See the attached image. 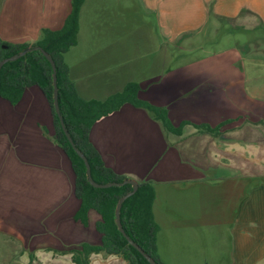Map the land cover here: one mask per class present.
Masks as SVG:
<instances>
[{
  "label": "crops",
  "instance_id": "0c3cea01",
  "mask_svg": "<svg viewBox=\"0 0 264 264\" xmlns=\"http://www.w3.org/2000/svg\"><path fill=\"white\" fill-rule=\"evenodd\" d=\"M71 1L0 0V39L32 45L43 29L64 25ZM144 8L154 23L142 19ZM127 14L145 34L127 25ZM245 19L264 25V0H84L77 43L64 54L86 100H105L136 82L139 97L166 108L176 124L232 120L220 136L193 124L178 135L147 109L126 103L91 128L90 139L108 167L138 182L152 181L158 252L166 264H264V253L254 263L249 255L235 259L232 253L239 231L248 235L264 222V124L246 122L254 120L219 102L210 114H199L184 97L208 73L220 74L210 66L217 56L176 63L175 54L183 45L189 52L199 48L192 38L210 25L218 30L223 20ZM217 78L210 87L216 91L223 89ZM55 131L52 107L37 85L16 103L0 96V246L9 250L0 254L2 264H74L71 254L57 250L102 242L97 210H89L87 223L76 218L81 200L75 174ZM90 264L126 261L98 253Z\"/></svg>",
  "mask_w": 264,
  "mask_h": 264
},
{
  "label": "trees",
  "instance_id": "16d2710c",
  "mask_svg": "<svg viewBox=\"0 0 264 264\" xmlns=\"http://www.w3.org/2000/svg\"><path fill=\"white\" fill-rule=\"evenodd\" d=\"M71 3V11L64 25L60 29H43L42 37L32 45L14 44L0 39V61L34 46H41L52 55L57 66L61 113L77 147L87 156L92 176L97 182H120L127 178L105 164L101 153L90 139V131L94 123L103 116L117 111L126 103L147 109L166 130L178 135L182 134L185 125L193 124L201 133L220 136L222 128L232 122V120H226L213 126L206 122L194 123L184 120L176 124L170 118L166 108L139 97L140 86L136 82H129L123 91L112 94L105 100L82 98L70 78V68L64 59V54L77 43L80 11L84 0H72ZM33 85H37L43 91L52 107L56 130L54 138L72 164L75 174V193L81 200V207L76 218L87 223L90 209L97 210L102 216L97 223V229L102 234L100 244L83 242L76 247L57 250V252L71 254L74 264H90L91 256L98 253L106 256H120L126 264H151L128 241L117 225L118 202L132 190V185L97 188L89 182L86 164L67 138L55 111L53 68L44 53L37 49L30 50L20 58L5 63L0 70V96L13 103L18 102L24 90ZM155 196L156 192L151 180L139 182L138 190L123 202L120 211L121 222L127 235L135 243L151 255L158 264H166L158 252L157 235L160 227L153 211Z\"/></svg>",
  "mask_w": 264,
  "mask_h": 264
},
{
  "label": "rangeland",
  "instance_id": "374dc122",
  "mask_svg": "<svg viewBox=\"0 0 264 264\" xmlns=\"http://www.w3.org/2000/svg\"><path fill=\"white\" fill-rule=\"evenodd\" d=\"M130 4L127 3L126 5L130 7ZM135 9L133 12L138 13L139 8L135 7ZM142 11V19H149L154 23L153 17L147 16L146 9L144 8ZM135 20V16L127 14V25H137L138 28L134 31L145 34L140 25L135 23ZM143 26H148V22L143 21ZM192 42H194V46L196 44L200 47L189 52L191 50L188 51L189 48L183 45V49L175 53L176 63L185 62L189 58L205 54L213 57L215 54L217 58L211 59L210 66L214 69L219 68L220 74L210 73L209 75L207 72L208 77L203 79L202 84L189 92L187 91L188 94L186 93L184 97L185 99L187 97V100L184 99V101L189 105H197L201 115L206 112L210 114L211 110L208 109L219 102L222 105L226 104L223 109L230 113L237 109L242 112V116H246L244 119L250 117L251 120H254L249 122L259 124L261 119L262 124H264V25L262 22L257 23V20L253 19H245L244 21L223 20L218 30L212 24L200 34L193 36ZM182 75L179 76L183 80ZM186 76L191 78V81L197 78L195 75ZM216 76H218L217 83H223L222 90L216 91L210 88L215 84L214 78ZM223 114H227V112L225 111ZM236 124L238 125V123ZM222 129L226 130L230 127L225 126ZM248 232L249 234L245 235L239 231L234 237L235 249L232 253L235 259L249 255V261L254 263V259L256 260L258 256L264 253V222L255 224ZM5 245H9V243ZM8 253L9 250L6 246H0L1 255L6 256ZM4 261V257H0V264ZM65 261L61 264H68Z\"/></svg>",
  "mask_w": 264,
  "mask_h": 264
},
{
  "label": "water",
  "instance_id": "95a60500",
  "mask_svg": "<svg viewBox=\"0 0 264 264\" xmlns=\"http://www.w3.org/2000/svg\"><path fill=\"white\" fill-rule=\"evenodd\" d=\"M34 49H37V50H41L44 55L47 57V59L50 61L51 65H52V68H53V83H54V107H55V111L60 119V123H61V126L67 136V138L69 139L70 143L72 144V146L74 147V149L76 150V152L78 153V155L84 160L85 164H86V167H87V177H88V180L89 182L94 186V187H97V188H107V187H111V186H122V185H125V184H131L132 185V190L130 192H128L126 195H124L123 197H121V199L119 200L118 202V205H117V209H116V220H117V225H118V228L119 230L126 236V238L128 239V241L133 245L135 246L145 257L146 259L151 263V264H158L155 259L149 255L148 253H146L144 251V249L138 245L137 243L134 242V240H132L126 233L123 225H122V222H121V214H120V211H121V208H122V205H123V202L131 195H133L137 190H138V187H139V182L135 179H132V178H126L125 180L123 181H120V182H108V183H99L97 182L93 176H92V171H91V165H90V162L87 158V156L84 154V152L82 150H80L76 143L74 142V139L73 137L71 136L67 126H66V123H65V120H64V117L61 113V108H60V100H59V87H58V84H57V66H56V62L54 61L52 55L50 53H48L45 49H43L41 46H34V47H29L28 49L20 52V53H17V54H14L12 56H9V57H6L4 59H2L0 61V70L1 68L3 67V65L9 61H14L18 58H20L21 56H23L25 53H27L28 51L30 50H34Z\"/></svg>",
  "mask_w": 264,
  "mask_h": 264
}]
</instances>
